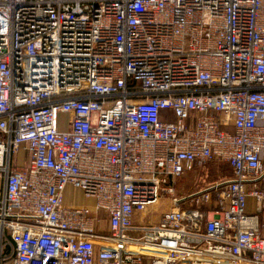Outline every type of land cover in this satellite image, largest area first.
<instances>
[{
    "label": "built area",
    "instance_id": "1",
    "mask_svg": "<svg viewBox=\"0 0 264 264\" xmlns=\"http://www.w3.org/2000/svg\"><path fill=\"white\" fill-rule=\"evenodd\" d=\"M0 177V264H264V0H0Z\"/></svg>",
    "mask_w": 264,
    "mask_h": 264
},
{
    "label": "rangeland",
    "instance_id": "2",
    "mask_svg": "<svg viewBox=\"0 0 264 264\" xmlns=\"http://www.w3.org/2000/svg\"><path fill=\"white\" fill-rule=\"evenodd\" d=\"M63 128L66 126L65 117L61 122ZM29 158V155L21 154L18 163L23 164ZM233 178V174L229 165L225 162H213L203 168L187 172L176 183V193L179 195L190 194L203 188H208L218 182H225ZM66 201L68 205L89 206L93 207L94 201L88 199L84 194L74 188L69 187L66 191ZM172 202L169 199H162L157 205L148 208L145 211L138 212L135 222L140 226L154 225L155 220L162 217L163 214L169 212L172 208ZM145 261L144 264H148Z\"/></svg>",
    "mask_w": 264,
    "mask_h": 264
},
{
    "label": "crops",
    "instance_id": "3",
    "mask_svg": "<svg viewBox=\"0 0 264 264\" xmlns=\"http://www.w3.org/2000/svg\"><path fill=\"white\" fill-rule=\"evenodd\" d=\"M27 152H25L24 150H21L18 154V158L19 155L21 154H26ZM28 161V160H27ZM27 161L23 164L18 163L20 166H24ZM260 188L264 191V180L262 182L259 183ZM4 187V181L3 179L0 177V193L2 192ZM254 186H249V189H253ZM67 203V201H66ZM68 204V203H67ZM247 214L249 216H258L259 217V225H260V232L261 234L264 236V211L259 212V207H258V203L257 200L253 197V196H249L248 200H247ZM136 219V217H135ZM160 221V218L158 220H155L154 224H157Z\"/></svg>",
    "mask_w": 264,
    "mask_h": 264
}]
</instances>
